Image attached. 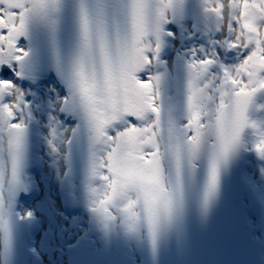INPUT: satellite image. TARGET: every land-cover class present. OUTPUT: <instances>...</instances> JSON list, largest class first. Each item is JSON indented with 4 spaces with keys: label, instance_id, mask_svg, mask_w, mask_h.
<instances>
[{
    "label": "snow or ice",
    "instance_id": "obj_1",
    "mask_svg": "<svg viewBox=\"0 0 264 264\" xmlns=\"http://www.w3.org/2000/svg\"><path fill=\"white\" fill-rule=\"evenodd\" d=\"M0 264H264V0H0Z\"/></svg>",
    "mask_w": 264,
    "mask_h": 264
},
{
    "label": "rangeland",
    "instance_id": "obj_2",
    "mask_svg": "<svg viewBox=\"0 0 264 264\" xmlns=\"http://www.w3.org/2000/svg\"><path fill=\"white\" fill-rule=\"evenodd\" d=\"M186 258L192 261H198V260L207 259L209 257L205 254L202 248H198L195 251H193V253L190 256Z\"/></svg>",
    "mask_w": 264,
    "mask_h": 264
},
{
    "label": "bare ground",
    "instance_id": "obj_3",
    "mask_svg": "<svg viewBox=\"0 0 264 264\" xmlns=\"http://www.w3.org/2000/svg\"><path fill=\"white\" fill-rule=\"evenodd\" d=\"M54 258L57 259L58 261L61 260V257H59V254H56V256ZM93 258L97 259V260H101V261L105 259V257H102V256H94ZM62 259H63V261H67L68 257L65 256Z\"/></svg>",
    "mask_w": 264,
    "mask_h": 264
}]
</instances>
